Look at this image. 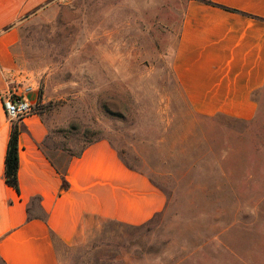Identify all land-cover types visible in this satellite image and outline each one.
<instances>
[{
  "label": "rangeland",
  "instance_id": "374dc122",
  "mask_svg": "<svg viewBox=\"0 0 264 264\" xmlns=\"http://www.w3.org/2000/svg\"><path fill=\"white\" fill-rule=\"evenodd\" d=\"M180 18L176 0H54L20 27L50 153L108 140L168 199L144 226L100 222L62 264H264V93L253 122L194 114Z\"/></svg>",
  "mask_w": 264,
  "mask_h": 264
},
{
  "label": "crops",
  "instance_id": "0c3cea01",
  "mask_svg": "<svg viewBox=\"0 0 264 264\" xmlns=\"http://www.w3.org/2000/svg\"><path fill=\"white\" fill-rule=\"evenodd\" d=\"M177 1L173 72L187 105L202 118L253 122L264 93V0ZM53 4L0 0V264H62L61 250L83 244L100 222L144 226L168 205L166 194L108 140L52 155L38 113L21 121L20 192L6 183L13 121L3 102L30 86L17 61L20 27ZM25 98L38 103L36 92Z\"/></svg>",
  "mask_w": 264,
  "mask_h": 264
},
{
  "label": "trees",
  "instance_id": "16d2710c",
  "mask_svg": "<svg viewBox=\"0 0 264 264\" xmlns=\"http://www.w3.org/2000/svg\"><path fill=\"white\" fill-rule=\"evenodd\" d=\"M24 124L20 120L13 121L11 137L8 144L7 155H6V167H5V180L6 183L15 188L20 192L19 186V167H20V147L19 138L21 133L24 131ZM63 189H66L68 182L66 176L63 174ZM117 224L126 225L123 223L116 222Z\"/></svg>",
  "mask_w": 264,
  "mask_h": 264
},
{
  "label": "built area",
  "instance_id": "2783aa9c",
  "mask_svg": "<svg viewBox=\"0 0 264 264\" xmlns=\"http://www.w3.org/2000/svg\"><path fill=\"white\" fill-rule=\"evenodd\" d=\"M32 92H35V89L29 86L24 92L15 90L6 95L3 104L9 121H23L37 113L36 106L38 103L25 98V93Z\"/></svg>",
  "mask_w": 264,
  "mask_h": 264
}]
</instances>
